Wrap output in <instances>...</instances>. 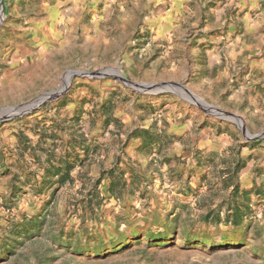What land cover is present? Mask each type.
<instances>
[{
  "label": "rangeland",
  "instance_id": "obj_1",
  "mask_svg": "<svg viewBox=\"0 0 264 264\" xmlns=\"http://www.w3.org/2000/svg\"><path fill=\"white\" fill-rule=\"evenodd\" d=\"M1 0L0 264H264V0ZM181 85L139 92L124 84Z\"/></svg>",
  "mask_w": 264,
  "mask_h": 264
},
{
  "label": "water",
  "instance_id": "obj_2",
  "mask_svg": "<svg viewBox=\"0 0 264 264\" xmlns=\"http://www.w3.org/2000/svg\"><path fill=\"white\" fill-rule=\"evenodd\" d=\"M0 5L2 7L1 0H0ZM109 71H112V70H99V71L73 70L69 74V78H70L69 80L71 81L73 76L93 77V76H100V75H109L112 73ZM114 73H115L114 76L119 78L128 87H130L136 91H139V92H158V91H173V92H175V91H178V92H180V96L182 98L187 99L185 97V95L183 93H181L182 92L181 85L177 86V85L172 84V83L171 84H169V83L168 84H157V85L132 83V82H129L125 77H123L119 72L117 75H116V72H114ZM67 86H65L63 88H59L57 90H53V91L44 93L42 95H39V96L35 97L34 99H32L31 101H29L25 104L14 106V107L6 109L3 112V114L0 115V121H2L4 119L11 118L12 116H15V115H20L23 112H25L26 110L35 109V108L39 107L42 103L52 101L53 99L58 98L66 90ZM187 100H190L191 102L196 103L198 106H200L206 112H209V113L214 114L216 116H219L221 118H225V119H229V120L234 121L239 126L242 133L244 134V136L247 139H255V138L264 137V133L250 134L246 130L244 123H243V120L238 115L228 113V112H222V111H220V110H218V109H216L210 105H207L205 103H200L199 101L196 100L195 97L189 96Z\"/></svg>",
  "mask_w": 264,
  "mask_h": 264
},
{
  "label": "bare ground",
  "instance_id": "obj_3",
  "mask_svg": "<svg viewBox=\"0 0 264 264\" xmlns=\"http://www.w3.org/2000/svg\"><path fill=\"white\" fill-rule=\"evenodd\" d=\"M3 20V13H2V9H1V5H0V22ZM118 74V73H117ZM116 74V75H117ZM70 78H69V74L68 75H66L65 77H64V79H63V85H62V87H65V86H67L68 84H69V82H70V80H69Z\"/></svg>",
  "mask_w": 264,
  "mask_h": 264
},
{
  "label": "crops",
  "instance_id": "obj_4",
  "mask_svg": "<svg viewBox=\"0 0 264 264\" xmlns=\"http://www.w3.org/2000/svg\"><path fill=\"white\" fill-rule=\"evenodd\" d=\"M255 1L256 0H252V2H250V3H244V2H242L241 6H245L246 7L247 5H249L248 8H250L251 5H255Z\"/></svg>",
  "mask_w": 264,
  "mask_h": 264
}]
</instances>
